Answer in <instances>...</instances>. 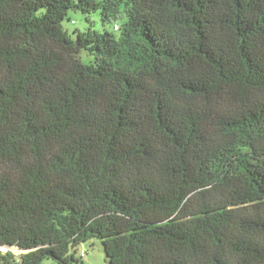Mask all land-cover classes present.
Listing matches in <instances>:
<instances>
[{
    "label": "trees",
    "instance_id": "1",
    "mask_svg": "<svg viewBox=\"0 0 264 264\" xmlns=\"http://www.w3.org/2000/svg\"><path fill=\"white\" fill-rule=\"evenodd\" d=\"M71 9L128 19L73 38ZM93 239L108 264H264V0H0V244L27 250L0 260Z\"/></svg>",
    "mask_w": 264,
    "mask_h": 264
},
{
    "label": "rangeland",
    "instance_id": "2",
    "mask_svg": "<svg viewBox=\"0 0 264 264\" xmlns=\"http://www.w3.org/2000/svg\"><path fill=\"white\" fill-rule=\"evenodd\" d=\"M109 20L104 21L102 17V11L97 10L92 12L90 15H85L80 9H71L69 11L68 17L63 19L62 24L73 38H76V31L79 30L81 33L87 31L97 30L98 32H104L106 30L119 33V31H114V24L117 23L120 26L123 25L125 20L128 19L127 12L121 11L120 13H114L110 15ZM78 57L84 63H91L95 61V56L90 53V51L83 49L79 52ZM102 241L100 239H93L86 242L81 246L78 256L81 261L71 264H108L106 258V253L102 246ZM6 252L7 250H0ZM17 259H21L22 254L25 251L14 252L11 251ZM1 256V253H0ZM1 258V257H0ZM0 264H8L3 260H0ZM42 264H58L56 259L47 258L43 260Z\"/></svg>",
    "mask_w": 264,
    "mask_h": 264
},
{
    "label": "water",
    "instance_id": "3",
    "mask_svg": "<svg viewBox=\"0 0 264 264\" xmlns=\"http://www.w3.org/2000/svg\"><path fill=\"white\" fill-rule=\"evenodd\" d=\"M0 246H3L4 248H6L7 251H15L16 249L19 250L20 252L21 251H26L27 250H24L23 248H21L20 246L18 245H14V246H10V245H5V244H0Z\"/></svg>",
    "mask_w": 264,
    "mask_h": 264
},
{
    "label": "built area",
    "instance_id": "4",
    "mask_svg": "<svg viewBox=\"0 0 264 264\" xmlns=\"http://www.w3.org/2000/svg\"><path fill=\"white\" fill-rule=\"evenodd\" d=\"M114 30L115 31H120L121 30V26L117 23L114 24Z\"/></svg>",
    "mask_w": 264,
    "mask_h": 264
},
{
    "label": "bare ground",
    "instance_id": "5",
    "mask_svg": "<svg viewBox=\"0 0 264 264\" xmlns=\"http://www.w3.org/2000/svg\"><path fill=\"white\" fill-rule=\"evenodd\" d=\"M0 250H6V248H4L3 246H0ZM14 252H20V251L16 249Z\"/></svg>",
    "mask_w": 264,
    "mask_h": 264
}]
</instances>
